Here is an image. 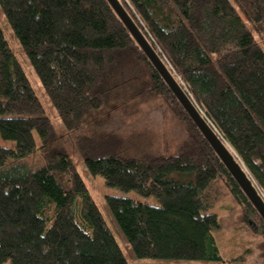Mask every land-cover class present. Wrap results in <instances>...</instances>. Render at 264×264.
<instances>
[{
    "label": "trees",
    "instance_id": "1",
    "mask_svg": "<svg viewBox=\"0 0 264 264\" xmlns=\"http://www.w3.org/2000/svg\"><path fill=\"white\" fill-rule=\"evenodd\" d=\"M120 1L264 194V0ZM0 5L88 170L159 201L106 198L137 257L227 264L213 234L222 219L209 211L227 197L264 232V220L108 0ZM127 64L149 70L133 99H163L185 125L188 138L176 153H146L132 137L87 129ZM0 136L10 143H0V264H130L1 26ZM35 153L42 161H30Z\"/></svg>",
    "mask_w": 264,
    "mask_h": 264
},
{
    "label": "rangeland",
    "instance_id": "2",
    "mask_svg": "<svg viewBox=\"0 0 264 264\" xmlns=\"http://www.w3.org/2000/svg\"><path fill=\"white\" fill-rule=\"evenodd\" d=\"M0 26L10 48L21 64L31 85L45 108L47 115L58 132V145L74 162L97 203L104 219L114 233L130 264H216L208 260H175L163 258H139L121 232L107 203V196H126L151 205L159 204L155 196H143L136 191H123L106 183L102 175H93L83 157L74 145V137L68 132L53 107L42 82L24 52L0 5ZM258 40L263 42L260 36ZM264 46V45H263ZM149 77L145 64H127L111 81V95L106 107L90 116L87 129L113 131L140 141V148L146 153L174 154L188 138L185 125L176 117L171 105L163 99H133L137 86ZM0 143L10 144L0 136ZM32 162L42 161L40 153L30 158ZM258 188V187H257ZM259 189V188H258ZM261 192V191H260ZM264 197V194L261 192ZM222 219L223 226L213 234L220 254L227 264H264V232L249 212L230 198L217 202L209 210Z\"/></svg>",
    "mask_w": 264,
    "mask_h": 264
},
{
    "label": "water",
    "instance_id": "3",
    "mask_svg": "<svg viewBox=\"0 0 264 264\" xmlns=\"http://www.w3.org/2000/svg\"><path fill=\"white\" fill-rule=\"evenodd\" d=\"M126 28L132 34L137 44L146 54L147 58L167 83L170 90L186 110L192 121L198 127L207 142L221 159L226 169L230 172L236 183L243 190L256 211L264 220V197L257 188L246 166L238 157L232 147L216 131L205 115L197 107L193 99L186 92L176 75L161 54L155 49L149 38L140 29L132 16L126 10L120 0H108Z\"/></svg>",
    "mask_w": 264,
    "mask_h": 264
}]
</instances>
